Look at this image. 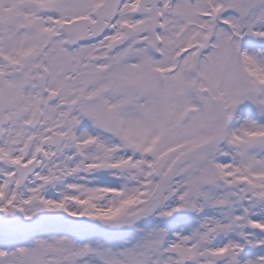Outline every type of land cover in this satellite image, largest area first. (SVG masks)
Returning <instances> with one entry per match:
<instances>
[{
  "label": "rangeland",
  "instance_id": "obj_1",
  "mask_svg": "<svg viewBox=\"0 0 264 264\" xmlns=\"http://www.w3.org/2000/svg\"><path fill=\"white\" fill-rule=\"evenodd\" d=\"M98 1L0 0V37L20 33L19 27L14 28L26 20L29 24L25 41L0 43V85L12 77L9 66L19 67L16 57L37 38L38 47L22 66V74L31 76L27 85L32 86L37 65L44 64L45 91L59 96L57 105L71 100L77 107L60 123L66 126L64 142L69 137L73 144L68 141L46 150L37 172L18 186L10 164L20 156L12 144L13 148L2 146L9 126L2 130L0 214L13 210L20 217L0 226V242L21 239V249L4 246L0 264H242L254 256L261 257L256 264H264V238L251 247L248 237L231 240L223 228L216 233L223 220L230 219H223L225 214L244 217L250 224L260 220L264 227V52L249 48L264 43V0H182L172 8L171 0H125L100 40L65 50L62 63L67 67L62 76L64 70L58 72L48 54L54 43L62 49L56 25L76 16L91 18L90 10ZM50 2L47 11L55 16L41 14L42 19L33 21L31 17ZM151 16L159 21L152 34ZM120 22L129 25L128 35L117 30ZM38 24L44 35L36 30ZM119 42L123 46L117 51ZM130 48L137 51L139 69L127 77L123 69H112L111 61ZM244 48L251 52L248 57ZM82 51L94 54L107 72L100 83L96 74L85 76L88 85L75 90L70 81L78 75L76 62L68 57L77 58ZM156 51L163 55L152 57ZM173 51L180 52L176 62L170 57ZM141 59L145 86L140 80ZM158 71L161 79L156 78ZM17 80L13 88L9 86L12 92L0 88L5 95L0 109L7 115ZM143 86L148 90H141ZM142 91L153 94V121L141 110ZM99 93V105L89 116L99 126L94 116L100 110L111 124L114 140H90L85 134L76 143L72 136L81 121L79 112L89 113L88 96ZM38 94L29 90L21 99L27 109L38 103L42 118L36 135H44L59 112L43 92L41 101ZM216 111L227 120L220 144L212 143ZM242 118L251 123L239 125ZM195 147L199 149L190 160L173 166L177 153ZM96 181L98 194L90 190ZM231 207L233 212H228ZM253 233L255 238L264 237L262 230ZM226 249L236 254L234 263L215 261L214 256Z\"/></svg>",
  "mask_w": 264,
  "mask_h": 264
},
{
  "label": "bare ground",
  "instance_id": "obj_2",
  "mask_svg": "<svg viewBox=\"0 0 264 264\" xmlns=\"http://www.w3.org/2000/svg\"><path fill=\"white\" fill-rule=\"evenodd\" d=\"M51 1H53V0H51ZM181 2L182 1L178 0L177 4H179ZM52 4L53 3L50 2V5H46L45 10L40 11V13L37 16H32V17L29 16V17H31L33 21H36V19L37 20L42 19L43 17H40L41 14L46 15L50 18H53L55 16V13L53 11H47V9L50 8V6H52ZM52 13H54V14H52ZM28 25L29 24L27 23V20H26L23 24H18L16 26V28H14V31H15L19 27L18 29L22 30L20 33L15 32L13 34H9V36H7L6 33H3V35H1V37H0L1 45H5L6 42L19 44V43H21L20 40H26L23 37V35H25L28 32L25 30V28H27ZM36 30L40 31L39 32L40 36L45 34V30L41 27V24L37 25ZM15 38H17V39H15ZM35 39H37V38H35ZM56 46H57L56 43L52 44L50 47V50L48 51V54L50 56L52 55V57L50 59H51V62L56 65V70H58V72H60L59 68L64 70V72L62 74V76H63L66 73L65 68L67 67V66L63 65V63H62V59H63L62 54L65 51L57 48ZM260 46L262 48V50H260V52L262 53V52H264V43L261 44ZM168 48H169V46H167V49ZM249 48L251 50L261 49V48H255V47H249ZM82 49L86 50L84 48H82ZM167 49H165L164 55H168ZM244 49H245L244 54L247 55V57H248L251 54V52L248 48H244ZM43 50H45V49L43 48ZM240 50H242V49H240ZM58 51H61L60 52L61 54ZM82 52H83V54L78 55V59H76V64L73 66L78 75L75 77L74 80L70 81V84L76 88L75 90L81 89L83 87L82 85H88V82L90 80L85 79V76L88 77V75H90L91 73L97 74V72H98L97 70H94L96 65H89L92 60H95L94 59L95 57L93 55L87 54L84 51H82ZM254 52L257 53L256 50H254ZM55 53H59L60 55L55 54ZM136 54H137L136 50L122 49L120 52H118L117 55H115L114 60L111 61V66H113L112 69H114V70L123 69V72L124 73L127 72V74H128L125 76H127V77L133 76L134 68H136V70L139 69V65L137 64V62L139 63V59L136 58ZM241 56H242V54H241ZM131 57L132 58L135 57V60L132 61ZM261 59L264 61V57H261ZM144 62H145V60H143V59L140 60V80H141L142 85L144 84V86H145L146 85L144 83L145 81L142 79L143 78V71L141 70ZM80 68H84V69L80 70ZM86 68H88V69H86ZM10 71L12 72V77L11 78L8 77L7 80L0 85L1 90H10L11 91L9 86L12 85V88H13V84H14L13 80L15 81L16 79H18V80H17V87L15 89L16 90H22L23 85H26V83L20 79V76L17 75L18 73L22 74V69L20 67L14 66ZM59 77H61L60 74H59ZM12 78H14V79H12ZM9 79H11L12 84H10V81H8ZM130 83L133 84L132 81H130ZM144 86L142 87L141 90H148L147 88L145 89ZM25 90H28V87H26ZM4 96L5 95L2 94L0 91V98L3 99ZM140 99H141V101H140L141 106L140 107H141L142 112L147 113L148 119L150 121H153L156 117L155 116L156 115L155 107L153 104V94L148 92V91H142L141 95H140ZM246 119L242 118L241 119L242 122L238 121L239 125H241L245 121V125L248 126L247 124H250L251 122L248 119L247 120ZM134 132L136 133V130ZM125 188H126V186H125ZM90 190L93 192H96V194L101 193L98 186H93V187H91ZM229 205H230V203H229ZM234 205L237 206L238 203H232V206H234ZM234 208L235 207H231L227 211L233 212ZM226 217H229L230 219L228 220V222H224V220H223V222L221 223V228L220 227L216 228L217 229L216 233L218 232V230L223 228L225 236H229L231 240L235 237H240V236L242 237L243 236V237H248L249 239H251V247H255L261 243V239H263L264 237L258 239V238H255L254 235H251V234H254L253 232L255 230H262V232L264 231V227L260 226V223H261L260 220L256 223L250 224L251 223L250 221H246L244 219V217H241V216L234 218L233 216H231L229 214H225L223 219H226ZM39 230L41 231L43 229H39ZM44 236H45V238L49 237L48 235H44ZM18 241L20 242L21 239H18ZM19 242H17V239H15L13 237L8 239V240L1 241L0 242L1 243L0 249H2L6 245H10L11 247H9V248L11 250H13V251L14 250H20L21 247H18ZM258 258H261V257L254 256L250 260L249 259L243 260L242 264H256V262L259 261Z\"/></svg>",
  "mask_w": 264,
  "mask_h": 264
},
{
  "label": "flooded vegetation",
  "instance_id": "obj_3",
  "mask_svg": "<svg viewBox=\"0 0 264 264\" xmlns=\"http://www.w3.org/2000/svg\"><path fill=\"white\" fill-rule=\"evenodd\" d=\"M83 86V85H82ZM84 86H86V85H84ZM101 86V85H100ZM85 88V87H84ZM77 90H82V88L81 89H77ZM102 97V94L101 93H99V96H93L92 97V94L91 95H89L88 96V98H90L89 100H88V102H87V108H88V112L90 113V114H92L94 111H95V108L99 105L98 103H97V98L98 97ZM85 98V97H84ZM90 103V104H89ZM58 112H59V114H58V118H57V121H56V123L54 124L55 125V127H57L58 128V130L59 131H62V132H66V126H61L60 125V123H62V119L65 117V113H64V110L62 109V108H60L59 110H58ZM99 115H100V113H98L97 114V117H99ZM86 124H87V136H88V138L90 139V140H99V141H103V139H102V134L105 136V134H106V132L104 131V130H102L101 128V131H102V134H101V132L96 128V127H98L97 125H94V122H93V120L92 119H90L89 120V123L88 122H86ZM65 129V130H64ZM81 130H85L84 129V126H83V122H79L78 124H77V130H76V132L73 134V137L76 139V140H79L80 138H81ZM10 136H11V138H10ZM10 136H8L9 137V145L10 144H12L13 145V147L16 149V154H19V152H20V147H21V145H22V142H23V139H21L19 142L18 141H16L17 140V138L19 137V135H18V132L15 130V129H13V130H11V132H10ZM12 145H10L11 147H12ZM37 147V144H35L33 141H32V145H31V148H30V151H29V153L28 154H31V153H34L35 152V149H36V147ZM12 147V148H13ZM39 151V150H38ZM37 151V152H38Z\"/></svg>",
  "mask_w": 264,
  "mask_h": 264
},
{
  "label": "water",
  "instance_id": "obj_4",
  "mask_svg": "<svg viewBox=\"0 0 264 264\" xmlns=\"http://www.w3.org/2000/svg\"><path fill=\"white\" fill-rule=\"evenodd\" d=\"M119 0H103V2L97 7L95 14L97 16V23H99L98 29L104 27V23L101 20H110L113 16L115 7L118 5ZM218 138L221 137L223 133V122H219ZM190 156V153H184L177 157L176 163H180L186 160ZM1 220V219H0Z\"/></svg>",
  "mask_w": 264,
  "mask_h": 264
}]
</instances>
